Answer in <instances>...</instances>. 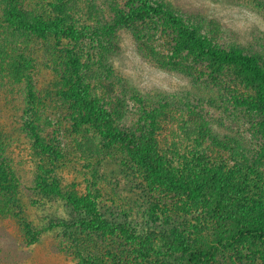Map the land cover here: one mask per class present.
Returning a JSON list of instances; mask_svg holds the SVG:
<instances>
[{"label":"rangeland","instance_id":"374dc122","mask_svg":"<svg viewBox=\"0 0 264 264\" xmlns=\"http://www.w3.org/2000/svg\"><path fill=\"white\" fill-rule=\"evenodd\" d=\"M32 1L25 0V5ZM160 1L221 47L264 61V0ZM97 5L92 25L104 26L112 19L109 2L98 0ZM3 11L1 5L0 264H86L94 258L101 264H184L178 254L164 253V247L178 241H215L225 229L222 223L200 210L182 211L172 195L154 192L118 142L104 140L103 130L92 122L82 124L88 104L78 106L76 87L66 80L78 79L70 76L68 66L65 69L70 55L61 47L49 48L53 45H45L41 38L28 36L32 39L25 43L26 34L12 35ZM99 30L102 45L71 46V59L82 57L79 74H96L87 81L88 102L101 104L111 114L113 127L129 134L142 133L156 118L157 145L167 161L185 148L181 155L187 163L195 162L197 151L225 171L229 161L234 163L230 173H219L229 176L233 208L248 206L264 226V129L260 113L246 106L236 90L238 72L212 75L211 68L193 55L176 57L175 45L150 24L123 26L112 35L104 27ZM22 46L31 53L42 52L34 65L27 66L25 60L12 65L25 70L11 79L8 58ZM52 50L63 55L66 65L47 58ZM30 118L56 149L55 164L20 132L22 121ZM209 134L222 145H213ZM37 183L58 184L83 206L94 207L110 227L126 226L147 239L152 245L150 258H143L138 245L118 233L85 231L78 225L84 212L57 194H43ZM238 258L240 264H264V244L248 240L220 249L205 264H230Z\"/></svg>","mask_w":264,"mask_h":264},{"label":"trees","instance_id":"16d2710c","mask_svg":"<svg viewBox=\"0 0 264 264\" xmlns=\"http://www.w3.org/2000/svg\"><path fill=\"white\" fill-rule=\"evenodd\" d=\"M83 1L86 6H82L78 0H55L54 3L48 1L44 4L33 0L28 5L30 8H28L25 5V0H0V6L2 5L4 10L3 19L5 24L12 27V35L14 31L18 36L20 32L26 34L28 39L25 40V43L32 38H41L40 40L45 45H53L49 48L61 47L64 53L70 55L67 65L63 62V55L56 51H50L54 54L47 58L52 60L54 64L62 61V64L66 65L65 69L68 66L69 73L71 72L70 76L75 77L76 75L78 78L75 81H72V78L66 80L76 87L77 98L80 97L81 99L78 106L88 104L86 106L88 107V114L85 119H81L82 124L92 122V124L103 130L104 140L118 142L122 149L127 152L131 163L140 172L145 183L154 192L164 191L165 194L172 195L182 211L200 210L202 213H207L208 216L216 219L220 224L222 223L225 228L220 231L217 239L212 243L188 244L178 241L176 244L164 247V253L170 254L171 257L178 254L184 264H205L215 258L220 249H231L248 240H257L264 244V226L259 225L255 213L248 206L239 210L233 208V198L230 197L229 176L226 178L220 176L219 173L224 172V168L215 165L206 153L197 151L195 162L187 163V159L181 155L185 154L186 149L182 148L179 154L175 153L176 158L174 160L167 161L169 159H166L164 155H160V149L157 145L158 126H156V118H149L148 127H144L142 133L129 134L120 128L113 127L111 114L108 110L100 108L101 104L88 102L91 95L87 87V81L96 78V74L84 73L83 76L79 74L80 64H78V61L82 57H77L75 60L71 59V46L79 48L87 45H102L104 39L101 37L102 31H98L99 28L104 27L105 32L112 35L123 26L134 23L150 24V27L153 26L154 30H160L167 35L168 41L175 45L173 53L175 56L184 53L193 55L206 63L209 69L211 68L212 75L224 70L238 72L240 78L239 80L236 79L239 82L240 89L236 90L240 92V97L244 96L243 101L246 106L260 113L259 125L262 129H264V61L260 62L255 56L246 54L240 49L221 47L214 38L212 39L206 33H203L198 25L189 22L184 16L178 15L160 0H122L124 4L126 2L123 7L119 5L121 0H103V2H109L112 13L111 21L104 26L92 25L93 18L97 14L95 7L99 5H97L98 0ZM50 6L52 9H50ZM82 19L86 21L84 22ZM89 21L91 22L88 23ZM39 52L42 51L33 49V53H31L29 48L25 46H22L21 51L16 50L8 58L9 67H11L7 73L8 77L12 79L25 70L22 65L13 68L12 65L16 63L25 60L27 66L34 65ZM244 90L247 94H244ZM22 122L20 132L30 140L39 153L54 160L52 163L55 164L56 149L51 145L52 142H48L41 135L39 126L31 118ZM208 138L213 145H222L220 140L213 138L210 134ZM221 149L225 150V148ZM178 162L181 167H179ZM228 164V170L225 171L227 174L230 173V169H234V163L230 164L229 161ZM224 167H227V164ZM44 173L52 176L46 170ZM36 187L43 194L48 192L57 194L60 199L66 201L76 211L84 212L85 216L81 221H78V225L85 231L118 233L125 236V239L130 242L137 244L140 250L138 252L143 258H150L152 245H149L147 239H143L140 235L129 231L126 226L110 227L94 207L88 209L83 206L84 203L76 200L70 194L62 192L58 184L52 183V187H49L37 183ZM8 200L11 199L8 198ZM244 209H250V211ZM158 253H161V251L158 250ZM85 263L101 264L95 258L85 260ZM240 263H242V259L238 258L230 264Z\"/></svg>","mask_w":264,"mask_h":264}]
</instances>
